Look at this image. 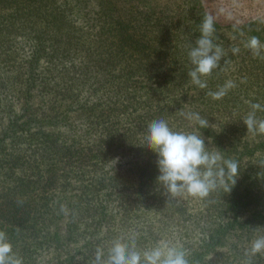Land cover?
<instances>
[{
  "label": "trees",
  "instance_id": "1",
  "mask_svg": "<svg viewBox=\"0 0 264 264\" xmlns=\"http://www.w3.org/2000/svg\"><path fill=\"white\" fill-rule=\"evenodd\" d=\"M35 1L41 19L25 27L0 0V231L13 253L92 264L98 247L106 256L114 238L134 236L139 250L169 241L189 264H243L264 236V134L243 123L252 103L264 107V59L245 47L264 44L261 24L230 28L232 39L215 31L225 68L199 89L177 53L180 12L154 0ZM228 80L237 86L222 99L207 95ZM181 112L206 117L208 150L238 163L229 192L168 199L159 185L147 126L198 132Z\"/></svg>",
  "mask_w": 264,
  "mask_h": 264
},
{
  "label": "clouds",
  "instance_id": "2",
  "mask_svg": "<svg viewBox=\"0 0 264 264\" xmlns=\"http://www.w3.org/2000/svg\"><path fill=\"white\" fill-rule=\"evenodd\" d=\"M214 23L212 15L204 17L200 24V35L187 52L191 65L187 75L191 83L199 89L208 87L207 78L220 67V61L224 57V50L213 42ZM245 47L254 57L264 59V44L257 37H251ZM231 51L236 54L239 48H232ZM236 86L234 81L228 80L216 91H209L207 95L219 100ZM250 107L252 110L243 119L247 131L264 134V119L256 118V111L264 110V107L258 103H252ZM180 114L190 123L197 125L199 131H174L162 118L151 121L146 130L147 147L157 154L159 175L156 180L163 187L164 193L168 199H204L218 188L229 192L236 182L238 163L225 160L219 151L208 150L200 134V129L209 126L206 117L194 112ZM226 178L231 181L230 184ZM258 254L264 255V236H259L251 242L245 252L246 259L243 264H252V258ZM0 264H22L21 258L13 253L12 245L4 231H0ZM92 264H189V261L184 250L167 240H160L149 249L139 250L134 236L127 242L124 237L118 236L111 241L106 256L103 248L96 249Z\"/></svg>",
  "mask_w": 264,
  "mask_h": 264
},
{
  "label": "rangeland",
  "instance_id": "3",
  "mask_svg": "<svg viewBox=\"0 0 264 264\" xmlns=\"http://www.w3.org/2000/svg\"><path fill=\"white\" fill-rule=\"evenodd\" d=\"M15 9L18 12L21 26L29 27L39 22L41 15L38 8V1L13 0ZM42 1V0H40ZM154 0L151 7L160 12H177V25L180 38L177 53L182 57L189 68L187 52L190 46L195 44L200 35V24L206 15L214 17L215 31H221L226 38L232 39L229 33L230 28L239 27L243 24L258 23L264 28V0ZM200 10V11H199ZM176 19V18H175ZM220 67L213 71H220L225 68L223 60ZM260 120V116L256 114Z\"/></svg>",
  "mask_w": 264,
  "mask_h": 264
}]
</instances>
